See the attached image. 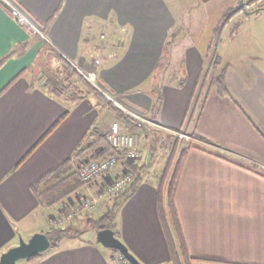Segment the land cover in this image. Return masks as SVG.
Wrapping results in <instances>:
<instances>
[{
    "label": "crops",
    "instance_id": "obj_1",
    "mask_svg": "<svg viewBox=\"0 0 264 264\" xmlns=\"http://www.w3.org/2000/svg\"><path fill=\"white\" fill-rule=\"evenodd\" d=\"M16 1L39 23L42 35L28 32L0 5V58L12 51L0 63V255L19 238L46 232L52 212L61 205L69 210L87 193L81 184L46 207L31 184L71 158L91 128L107 131L115 119L89 93L85 78L67 80L59 70L55 77H38L32 66L42 49L56 62L62 57L82 76L86 72L100 80L147 116L153 97L141 86L160 61L186 46L185 66L192 77L201 67L200 54L187 46L192 43L189 31L165 0ZM256 6L255 20L248 16L240 21L219 56L230 95L214 87L206 92L191 131L200 147L188 148L179 173L174 200L192 264H264V20H256L264 3ZM237 12L228 15L225 27ZM245 21H253L250 34L237 45ZM168 42L173 45L167 52ZM190 95L188 90H169L172 101L163 95L155 123L178 130ZM64 112L60 123L24 157ZM136 143L148 164L149 151ZM149 171L146 167L132 194L114 209L121 206V220L117 225L113 217V230L141 263L172 264L156 205L158 176ZM95 188L96 183L91 190ZM113 199L100 201L70 224L56 249L19 264H122L117 252L96 242L94 228L85 227L108 211Z\"/></svg>",
    "mask_w": 264,
    "mask_h": 264
},
{
    "label": "trees",
    "instance_id": "obj_2",
    "mask_svg": "<svg viewBox=\"0 0 264 264\" xmlns=\"http://www.w3.org/2000/svg\"><path fill=\"white\" fill-rule=\"evenodd\" d=\"M249 13H258V9H254L249 11ZM171 45L170 42L166 44V48ZM168 52V49H167ZM12 51L0 58V63L3 59L10 56ZM60 69L59 73H62L64 79L70 80L73 76L76 77L78 80H82L83 77L79 74L66 60L62 57L56 58ZM167 63L168 59L162 60V63ZM160 62L156 65L158 67ZM213 67L218 69L215 74L212 75L210 80V89L214 87L217 91L222 94L230 95L225 79L224 73L222 68H220V60L217 54L214 55L213 58ZM153 77V76H152ZM49 79V78H48ZM51 80V79H50ZM83 81V80H82ZM84 83L89 91L95 95L97 100L102 103L114 116V118L121 123L123 128L126 131H134L136 129L139 130V126L133 121V119L125 114L122 110L117 108L112 103L106 102L104 97L97 91L95 88L88 83L87 81ZM56 86V85H55ZM54 86V87H55ZM206 90V92L208 91ZM154 89L151 88V92L153 93V102L148 110V117L152 121L156 122L157 119L156 114L158 113V106L161 103V93L160 91H153ZM206 95V93H205ZM205 96L201 102L200 108L202 103L204 102ZM187 114V111H186ZM186 114H185V121L183 122L182 126L178 129L181 131L183 128L184 123L186 122ZM66 112L61 114L53 124H51L48 129L40 136V138L35 142V144L26 152V157L30 152L36 148L47 136L48 134L60 123V121L65 117ZM191 137H197L194 132H190ZM173 139H166L167 147L169 148V155L166 158L164 167L159 174L157 187H156V205L157 211L160 218L161 226L163 229V233L165 235L168 250H169V257L172 264H192V260L194 259L188 252L186 242L182 233L181 224L179 221L177 209L175 206V190L178 183L179 173L182 166L183 158L186 154V151L190 147H200V144L196 142L194 139H188L182 141V139L178 135L171 134ZM170 137V136H169ZM83 141V146L79 148L77 151L73 153L71 158L64 160L58 166L44 174L43 176L39 177L36 181L31 184V189L33 193L37 196V198L41 201V203L46 206L50 207L53 204L57 203L59 200L66 197L69 193L75 191L81 184V180L79 179L76 170L73 169V164L76 161H84V157L86 160L89 159H97L102 158L110 154H117L119 159L124 158L123 151H119L112 147L108 141L106 132L98 129L97 127H93L89 130V132L85 135ZM184 142V145H182ZM148 167V164H138V165H131L130 168L132 170V180L128 184V186L120 191L118 194L113 196V203L112 207L106 211L97 221L94 227V230L97 231L98 229L109 227L111 229L114 228L113 224V217H114V209L117 208L121 201L128 198L139 182L143 178V173L145 168ZM68 233V228H50L46 231V234L50 238V247L48 248L49 251H52L58 247V243L60 238ZM117 235L116 232H114ZM111 249V248H108ZM118 253L116 249H111ZM43 252L36 253L33 256H30L25 259L26 262L31 263L38 260L42 256ZM120 262H122L120 260ZM130 264V263H129Z\"/></svg>",
    "mask_w": 264,
    "mask_h": 264
},
{
    "label": "rangeland",
    "instance_id": "obj_3",
    "mask_svg": "<svg viewBox=\"0 0 264 264\" xmlns=\"http://www.w3.org/2000/svg\"><path fill=\"white\" fill-rule=\"evenodd\" d=\"M165 1L169 9L171 10L173 16L175 15L176 17H178L179 22L184 25L186 31H189L188 38L189 40L192 41V43L191 45H187V46L193 47L192 50L195 49L198 51V53L200 54L198 57H201V67L199 68V72H197V74L192 77L191 71L189 69H186L185 66L187 47L180 46V48L176 49L177 52L172 53L170 59L166 64L160 61L159 66L156 67L155 70L153 71V75H151V77H149L147 81L144 82L145 85H142L141 88L145 91L149 89V93L152 95L153 93L151 92V88L154 89L153 91H155V89H157L156 91H160L162 98H161L160 106H158L159 110L163 103L162 102L163 95L167 100L170 99L168 97L169 90L182 89V90H188V93L191 92L190 99L187 103L188 107L186 108L187 119L182 127L183 129L181 130V132H184L190 137L188 138L180 137L182 141H185L188 139L189 140L193 139V137H191L190 135V132L193 130L194 120L196 119L197 112L199 111L206 90L210 87L209 83L212 78V75L215 74L216 71H218V69H215L213 67L214 55L215 54H217L218 56L222 55L224 45L226 44L228 37L235 33V29L239 24H241L240 21L242 20L244 21L245 19H247L248 16H250L249 18H252L251 20H255L254 17L255 13H249V11L254 9L259 10L260 6H256V5L259 4L263 5L264 2L263 3L262 1L257 3L254 2L253 4L252 2L241 0V4H239L238 2L240 0H199V1L165 0ZM243 3L244 4L246 3L250 9L248 8L245 11H240V7L243 5ZM178 8L179 11L177 10ZM236 9L239 13L238 12L235 13V15L232 17L231 22H229L228 26L225 27L226 18L231 12L233 13V11H235ZM259 17L260 19H258ZM256 20L259 21L264 20V13H262L261 16H258ZM179 22L177 25H179L180 27L181 25L179 24ZM252 23L253 21L251 22L245 21V23L243 24L244 32L241 34L239 33L240 35H237L239 36L237 39V45L241 41H243L246 37L249 36L250 33L248 29L250 28ZM181 28L183 29L182 26ZM34 35L37 38H40V35L38 34H34ZM172 45L173 44H171L170 46ZM202 47L204 51L202 50ZM167 49L168 47L166 48V51ZM36 59L38 62L37 64H35L36 66H32L33 67L32 69L34 72L37 71L36 74L38 75V77L44 79L46 78L47 74L51 77L56 76L54 72L57 73L58 72L57 70L60 69V66L58 62L55 61L53 55L47 53L46 50L42 49ZM35 67H37V69ZM84 73L85 76H88L86 72ZM90 76L91 75H89V77ZM98 82L102 84L104 87H106L105 84H103V82H101L100 80H98ZM114 95H116L118 98H121L124 101L122 96H120L119 94L114 92ZM152 95L151 97H154ZM169 101L172 100L170 99ZM156 117L159 121V116H157V114ZM187 124L189 125L188 128H187ZM146 126H147L146 128L145 126L143 127L140 126L142 127V129L139 131H137L138 129L132 131L133 132L132 135L135 137V139L138 140L139 146H141L142 151L146 149L147 151H149L150 154V158L148 160L149 161L148 168L150 169L149 173L153 177L154 176L159 177V174L161 173L164 167L166 158L169 155V148L166 146L167 145L166 139H173L174 137L171 136V134L177 135V133L164 130L163 128L157 125L155 126L146 125ZM182 145H184V142H182ZM144 157H145L144 154H142L141 155L142 159L140 160V164L144 163ZM84 159L87 158L84 157ZM123 202L124 200L122 201V203ZM107 206H109L110 209L112 207V202L107 203ZM105 213L106 212H104V214ZM114 220L118 225L121 220V206L120 208H118V210H114ZM96 221L95 222L90 221V223H87L85 227L93 229L95 227ZM69 230L70 229L68 228V232ZM20 260L21 259L17 260L15 264H19L21 262Z\"/></svg>",
    "mask_w": 264,
    "mask_h": 264
},
{
    "label": "built area",
    "instance_id": "obj_4",
    "mask_svg": "<svg viewBox=\"0 0 264 264\" xmlns=\"http://www.w3.org/2000/svg\"><path fill=\"white\" fill-rule=\"evenodd\" d=\"M0 5L6 8L10 16L28 32L42 35V27L16 0H0ZM248 8L249 6L243 3L240 11H245ZM83 77L104 97L106 102L112 103L129 115L138 126H158L147 115L145 116V114L114 95V92L100 84L96 78L85 76V74H83ZM171 132L177 133L181 138L190 137L178 130ZM132 134L130 131L123 130V126L119 121L113 120L110 122L106 131L107 141L115 149L123 151L124 158L119 159L117 154H110L102 158L80 161L76 172L82 184L86 185L87 193L69 210L66 211V207L61 205L52 212L48 216V226L50 228L66 229L76 219L91 212L100 201L115 196L128 186L133 176L130 166L140 164L142 159V154ZM95 183L96 188L91 190ZM118 259L123 264H129V261L120 253H118Z\"/></svg>",
    "mask_w": 264,
    "mask_h": 264
},
{
    "label": "water",
    "instance_id": "obj_5",
    "mask_svg": "<svg viewBox=\"0 0 264 264\" xmlns=\"http://www.w3.org/2000/svg\"><path fill=\"white\" fill-rule=\"evenodd\" d=\"M239 4H241V1ZM95 240L106 248L116 249L130 264H143L130 252L125 243L115 235L113 229L109 227L98 229ZM50 245L49 236L42 231L32 234L28 240L19 238L18 244L1 253L0 264H15L19 259H26L47 250Z\"/></svg>",
    "mask_w": 264,
    "mask_h": 264
}]
</instances>
